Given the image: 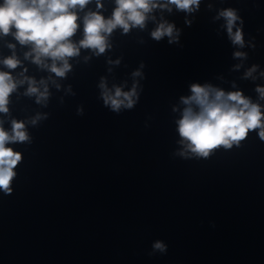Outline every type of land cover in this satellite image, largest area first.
I'll list each match as a JSON object with an SVG mask.
<instances>
[{"label": "water", "instance_id": "obj_1", "mask_svg": "<svg viewBox=\"0 0 264 264\" xmlns=\"http://www.w3.org/2000/svg\"><path fill=\"white\" fill-rule=\"evenodd\" d=\"M101 2L99 11L110 17L115 0ZM169 7L154 8L143 29H115L103 54L82 48L65 77L25 58L30 44L0 35V71L18 85L0 124L10 132L13 120L23 121L29 136L7 145L22 160L12 193L0 191V264H264L258 130L207 158L191 153L177 131L181 97L193 83L241 91L264 111L256 91L264 87V0H201L190 13ZM228 8L239 17L233 32L242 30L243 47L219 17ZM96 10V0L77 9L74 42L83 38L84 15ZM163 21L179 33L172 43L151 37ZM237 51L246 55L236 58ZM13 55L21 63L9 69L3 60ZM25 77L41 91L45 81L46 100L25 95ZM102 79L112 90L135 84L134 106L119 113L105 106ZM157 240L166 254L149 255Z\"/></svg>", "mask_w": 264, "mask_h": 264}, {"label": "clouds", "instance_id": "obj_2", "mask_svg": "<svg viewBox=\"0 0 264 264\" xmlns=\"http://www.w3.org/2000/svg\"><path fill=\"white\" fill-rule=\"evenodd\" d=\"M200 2L201 0H166L161 4L158 0H115L116 7L112 15L105 18L99 11L103 8V3L96 0L97 10L88 11L83 17V38L74 42L72 37L80 27L77 9L83 10L92 0H3L0 3V35L11 34L21 45L30 44L31 51L25 54V58L31 56L35 64L47 68L58 77H65L72 67L69 58L78 56L82 48L91 49L96 55L103 54L110 47L108 37L115 29L121 28L124 33L133 27L143 29L148 14L154 8H166L171 11L169 5H175L177 10L190 13L199 8ZM219 17L225 19L231 42L243 47L242 30L237 28L233 32L239 19L236 11L231 8L224 9L219 13ZM12 29H15V32ZM174 30V24L163 21L151 32V37L160 41L167 36L169 43H172L179 34L176 31L174 35ZM245 55L239 51L234 53L236 58ZM47 60L51 63H47ZM20 63L14 55L3 60V64L9 69H16ZM255 70L254 65L245 73V78L252 76ZM140 75L139 70L133 73V76ZM25 81L29 85L25 95H36L37 103L47 99L48 89L45 81H40L45 84L43 91L32 78L25 77L19 83L23 84ZM17 86L11 72L0 71V113L9 112V98ZM99 88L103 104L113 112L119 113L122 107L131 109L136 103L133 99L137 97L135 84L129 91H123L118 86H113L112 90L102 79ZM256 91L260 98L264 99V87H257ZM190 92V96L181 97L186 107L177 121V131L182 138L181 143L187 142L186 147L191 153L207 158L214 149H229L233 144L246 139L249 132L257 130L258 138L264 141L262 106L244 96L241 91L225 92L209 84L193 83ZM79 113H82V110H79ZM32 123L35 124L36 120ZM28 140L23 121L13 120L10 132L0 124V191L5 195L12 193L11 185L16 176L14 169L22 160L21 153L7 145ZM180 155H184V152ZM152 249L149 255L157 252L166 254L168 246L157 240L152 244Z\"/></svg>", "mask_w": 264, "mask_h": 264}]
</instances>
